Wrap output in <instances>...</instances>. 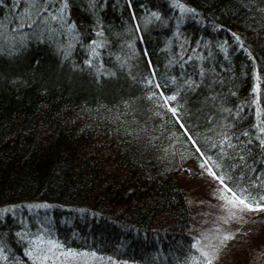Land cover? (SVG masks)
<instances>
[{
	"label": "trees",
	"instance_id": "1",
	"mask_svg": "<svg viewBox=\"0 0 264 264\" xmlns=\"http://www.w3.org/2000/svg\"><path fill=\"white\" fill-rule=\"evenodd\" d=\"M262 142L264 0H0V264H208L180 180L264 207Z\"/></svg>",
	"mask_w": 264,
	"mask_h": 264
},
{
	"label": "rangeland",
	"instance_id": "2",
	"mask_svg": "<svg viewBox=\"0 0 264 264\" xmlns=\"http://www.w3.org/2000/svg\"><path fill=\"white\" fill-rule=\"evenodd\" d=\"M213 173L210 165L204 163L197 177L180 180L190 199L196 249L216 264H252L256 250L264 244V211L230 205L223 197L231 198V193ZM30 254L40 264H140L119 263L90 252L61 251L44 239L33 244Z\"/></svg>",
	"mask_w": 264,
	"mask_h": 264
},
{
	"label": "snow or ice",
	"instance_id": "3",
	"mask_svg": "<svg viewBox=\"0 0 264 264\" xmlns=\"http://www.w3.org/2000/svg\"><path fill=\"white\" fill-rule=\"evenodd\" d=\"M259 90H260V86L257 85L256 91H259ZM170 99L175 100L176 97L173 96V97H170ZM262 143H264V142H262ZM213 175L215 176V173H213ZM217 179L220 180L221 184L224 183L223 177H217ZM225 189H226L227 192L231 193V198H229L227 196H225L223 198L226 199L228 201V203L230 205H232L233 207L239 206L241 208V210H249V211H258L259 210V211H264V207H262L259 204H257L256 207H253V205L251 203L247 202L245 199H243L240 196H238L237 193L232 191L231 188H228L227 185H225ZM260 200L264 201V196H261ZM228 238L229 237H225L224 239L227 240ZM205 255H207V254L205 253ZM208 264H212L211 259L208 260Z\"/></svg>",
	"mask_w": 264,
	"mask_h": 264
}]
</instances>
